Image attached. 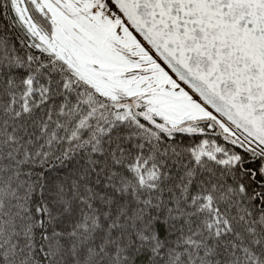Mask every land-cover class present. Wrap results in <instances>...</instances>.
Instances as JSON below:
<instances>
[{
  "label": "snow or ice",
  "instance_id": "obj_1",
  "mask_svg": "<svg viewBox=\"0 0 264 264\" xmlns=\"http://www.w3.org/2000/svg\"><path fill=\"white\" fill-rule=\"evenodd\" d=\"M0 264H264V0H0Z\"/></svg>",
  "mask_w": 264,
  "mask_h": 264
}]
</instances>
